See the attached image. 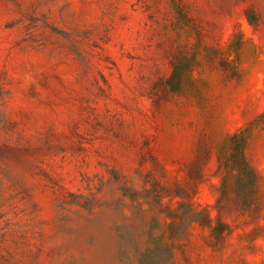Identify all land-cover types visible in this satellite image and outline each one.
Wrapping results in <instances>:
<instances>
[{
  "label": "rangeland",
  "instance_id": "obj_1",
  "mask_svg": "<svg viewBox=\"0 0 264 264\" xmlns=\"http://www.w3.org/2000/svg\"><path fill=\"white\" fill-rule=\"evenodd\" d=\"M0 264H264V0H0Z\"/></svg>",
  "mask_w": 264,
  "mask_h": 264
},
{
  "label": "trees",
  "instance_id": "obj_2",
  "mask_svg": "<svg viewBox=\"0 0 264 264\" xmlns=\"http://www.w3.org/2000/svg\"><path fill=\"white\" fill-rule=\"evenodd\" d=\"M231 139L235 145V151L231 156L232 164L230 165V168L232 170H236L237 168L238 171L248 170L249 165L244 152V144L246 141L245 136L243 134L240 135L239 133H235L233 136H231Z\"/></svg>",
  "mask_w": 264,
  "mask_h": 264
}]
</instances>
